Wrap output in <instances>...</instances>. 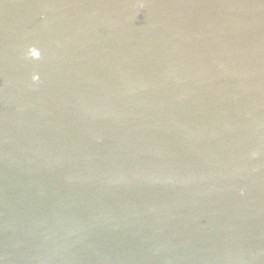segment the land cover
Segmentation results:
<instances>
[{"label": "water", "instance_id": "95a60500", "mask_svg": "<svg viewBox=\"0 0 264 264\" xmlns=\"http://www.w3.org/2000/svg\"><path fill=\"white\" fill-rule=\"evenodd\" d=\"M0 264H264V0H0Z\"/></svg>", "mask_w": 264, "mask_h": 264}]
</instances>
